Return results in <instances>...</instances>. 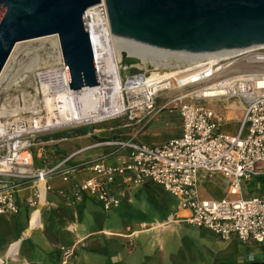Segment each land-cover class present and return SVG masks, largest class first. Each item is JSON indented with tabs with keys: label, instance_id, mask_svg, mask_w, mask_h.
I'll return each mask as SVG.
<instances>
[{
	"label": "built area",
	"instance_id": "1",
	"mask_svg": "<svg viewBox=\"0 0 264 264\" xmlns=\"http://www.w3.org/2000/svg\"><path fill=\"white\" fill-rule=\"evenodd\" d=\"M100 1L84 12L87 27L98 26L99 21L108 27L103 0ZM88 33L99 78V85L91 89L100 91L102 102L113 99L115 107L102 118L73 126L119 120L125 122L122 124L125 128L133 125L144 128L173 105L179 111L181 134L154 146L137 142L133 137L108 142L105 145L114 146L115 152H120L116 161L98 159L86 163L92 176L77 181L74 167L68 164L72 156L50 167L34 166L31 153L34 137L49 131L37 125L38 116L44 117L46 112L41 104L42 95L36 89L40 88V81L35 73L31 74L32 82L28 78L8 86L10 80H2L0 216L20 212L17 195L23 188L28 191L26 206L36 209L41 202V188L45 199L54 175L70 186V192L58 191L66 202L80 201L88 195L109 211L120 205L122 193L115 192L113 186L117 177H123V183L129 187L148 182L163 187L177 202V209L183 211L184 221L192 227L203 229L222 241L234 238L242 245L264 244V195L244 194V183L264 176V46L238 49L222 57H206L188 71L175 58L171 62L177 65L171 69L151 67L123 74L126 54L121 52L119 59L114 60L110 55L113 47L106 48L111 42L108 43L109 35L99 32L93 40ZM107 58L114 61L113 71L106 72ZM169 93L176 96L171 98ZM162 96L167 97L159 102ZM229 100L236 103L227 105ZM220 102L224 103V110L234 111L227 120L208 105ZM225 121H237L235 133L221 130ZM200 173L208 178L214 175L223 178L227 185L224 198L199 197ZM63 252L65 258L72 254ZM254 258L250 255L248 261L254 262ZM0 264L4 262L0 260Z\"/></svg>",
	"mask_w": 264,
	"mask_h": 264
},
{
	"label": "crops",
	"instance_id": "2",
	"mask_svg": "<svg viewBox=\"0 0 264 264\" xmlns=\"http://www.w3.org/2000/svg\"><path fill=\"white\" fill-rule=\"evenodd\" d=\"M235 103L228 101L226 104L231 106ZM213 108L222 114L226 120L234 112L233 110H224L223 106L222 108ZM157 122L159 125L157 123L152 124L142 134L139 133L143 127L133 125L125 128L120 122H115L113 125L108 122L51 129L34 137L32 148L35 147L34 149L31 148L34 166L50 167L62 162L66 157L72 156L68 164L75 169L73 173L75 179L82 181L92 176V173L85 167L86 163L98 159H104L109 163L116 161V156L120 152H115L114 146L105 145L108 142L133 137L137 142L143 143L141 140H146L148 142L146 144L154 146L161 145L167 138L172 139L180 136L182 123L177 114L170 117L165 116ZM237 128V121H225L221 130L235 133ZM82 148L86 149L82 153L76 154ZM49 184L51 191L46 194L44 201L36 206L37 209L26 206L25 198L28 191L23 188L17 195V205L20 207V212L17 215L0 216V260L4 264H134L138 259L142 260V258L149 257L153 260L149 264L156 262L159 264L160 259H162L161 256H164L165 253L163 249L162 252L160 251L162 234L177 235V233H182L180 229L183 226L197 228L184 221L182 218L184 213L177 209L176 202L173 213H167L165 220H162L164 222L175 217L173 222L164 223V225H161L162 222L158 220L150 223L140 222L133 226H127L126 231L122 234L116 233L115 236H108L104 234L105 229L100 231L89 230L81 221L80 216L89 212L91 204L100 205L96 200L84 195L80 201L66 202L58 194V191L63 189L70 192V186L63 184L59 175H54ZM152 184L148 182L142 186L129 187L123 183V177H117L113 190L115 192L120 191L122 199L127 190L134 187L147 190L151 189ZM218 189H222V192ZM198 191L201 199L220 200L226 195L227 185L220 175L208 178L205 173H200ZM218 192L221 194L217 198ZM166 193L170 201L171 199L174 200L168 192ZM34 210L36 211L32 213ZM169 214H171L170 217H168ZM33 221L37 222L35 228H33ZM199 230L208 233L203 229ZM100 234L103 237H96ZM210 235L220 242L232 241L239 247L243 246L234 238L222 241L215 235ZM16 243H19V246L15 248L16 251L9 254L10 249ZM244 245L264 253V244L247 243ZM64 250L71 251L72 254L65 258ZM250 255L254 256L253 253L246 254L234 259L233 262L237 261L235 264L249 263L248 256Z\"/></svg>",
	"mask_w": 264,
	"mask_h": 264
},
{
	"label": "water",
	"instance_id": "3",
	"mask_svg": "<svg viewBox=\"0 0 264 264\" xmlns=\"http://www.w3.org/2000/svg\"><path fill=\"white\" fill-rule=\"evenodd\" d=\"M100 3L0 0V73L15 43L56 35L69 89L99 85L84 12ZM103 4L112 35L172 54L264 46V0H103ZM127 60L139 62L129 56Z\"/></svg>",
	"mask_w": 264,
	"mask_h": 264
},
{
	"label": "rangeland",
	"instance_id": "4",
	"mask_svg": "<svg viewBox=\"0 0 264 264\" xmlns=\"http://www.w3.org/2000/svg\"><path fill=\"white\" fill-rule=\"evenodd\" d=\"M23 46L24 48H26V50H22L21 53H26L28 51H30L31 53L34 49H39L38 53L44 60L47 59V55H51L52 59L57 56V51L55 56V49L51 46L49 39L34 40L28 43H24ZM17 55L18 57H16V59L9 62L10 65L8 68L11 69V67H13L10 77L14 73H16V71L20 69V67L23 66L24 63L27 62H24L22 54L20 55L19 53H17ZM127 57L128 56H126L125 58V56L123 55L124 66L126 67L123 71V74L135 73L146 68L150 69L151 67H155L150 62L142 64L140 61L138 63L129 62L128 60L125 61ZM15 60H22V63H20L21 65L17 64ZM51 63L52 62H50V64ZM170 64L173 67L177 65V63L174 62H171ZM46 70V67L42 69V71ZM32 78L33 76H30V82L33 81ZM168 96L174 98L176 94L169 93ZM165 97L162 96L159 99V102ZM231 101L233 100H229V102ZM223 104L224 103L220 102L211 103L208 105L215 108H222ZM169 108L172 109L164 110L159 117L152 120L149 125L141 130L139 134L145 133L147 128H149V126L154 123H157V125H159L157 121L165 116L170 117L173 114H177L178 117H180L177 107L175 109V107H173L172 105V107L170 106ZM115 122H119V120L113 121L109 124L113 125L115 124ZM123 123L125 122H120V124ZM137 139L140 141L139 138ZM169 139L170 138H167V140ZM141 142L148 143L146 140H141ZM34 147L32 149H34ZM252 185L253 184H249L248 182L244 183L245 195H264V188H262V186L255 185V187H253ZM218 191L222 192V189H218ZM220 192L217 193V198L220 196ZM174 205H176V202L172 199L170 201L169 196L163 188L152 184L151 189L147 190H145L144 188L135 187L131 190H127L124 198H122L120 201V206L110 211H105L101 205L91 204L89 212H86V215L82 214L80 216L82 219H80L84 226L89 230L100 231L101 229H105V235L115 236L116 233L122 234V232H125L127 226H133L134 224H139L140 222L150 223L155 220L162 222V220H165V216L167 215V213H173L172 211H174ZM170 215L171 214H169L168 217H170ZM171 219L172 220L167 219V221H164L160 224L164 225V223H171L173 222L175 217ZM30 225H32L31 222ZM181 231L182 233H177V235H165V233L162 234V248L160 251L162 252L163 249L165 253L164 256H161L162 259H160L159 264H235L237 261L233 262L234 259L239 258L240 256L243 257L246 254L250 253L254 254L255 262L264 260V253L261 251H256L255 248L247 247L245 245L239 247L235 244V242L232 241H228L227 243L220 242L209 233H205L197 228L194 229L183 226V228L180 229V232ZM96 237L100 238L103 236L102 234H100ZM107 249L109 250V248ZM108 253L110 252L108 251ZM152 262L153 260L149 257L142 258V260L138 259V261L134 264H149ZM154 264L158 263L156 262Z\"/></svg>",
	"mask_w": 264,
	"mask_h": 264
},
{
	"label": "bare ground",
	"instance_id": "5",
	"mask_svg": "<svg viewBox=\"0 0 264 264\" xmlns=\"http://www.w3.org/2000/svg\"><path fill=\"white\" fill-rule=\"evenodd\" d=\"M1 12V7H0ZM87 30L91 34V39L94 40L96 38V33L99 32L106 35H109L108 38V46L106 48L113 47L111 50L112 57L114 60H118L120 57V53L124 52L126 56L135 58L139 60L142 64L146 62H150L156 68H168L171 69L173 66L170 64L171 59H178L181 62V68L184 70H191L198 66V64L206 57H222L226 54L232 52H238L236 50H225L222 52L215 53H206V54H178V53H169L161 49H153L149 48L145 45L138 44L129 39H123L116 37L109 32L107 24L103 21H99L98 26H89ZM47 40L49 39L51 46L54 47L55 51H57V56L52 59L51 56H48L46 60L42 59L39 55V49H34L31 53L22 52V50H26L24 48V43H28L34 40ZM27 47V46H26ZM13 51L8 58L6 65L4 66L2 72L0 73V82L9 81L8 86L16 85L19 82H25L28 80V76H31L32 73H35L34 76H37V79L40 81V88H36L38 93L42 95V108L46 112L45 117L38 116L37 125L43 130L50 129H63L65 127L73 126L76 124H81L82 121L88 119H97L102 118L104 115L112 113L114 111V100H110L107 102H102V94L100 91L91 89V88H81L79 91H72L69 89L68 80L66 78L65 66L62 60L61 48L59 47L58 38L56 35L46 36L45 38H35L29 41H21L15 43L13 47ZM43 48V47H42ZM96 48H103L97 47ZM17 53L24 58L23 66L20 67L11 76L13 67L9 69V62L13 61L18 57ZM51 58V60H50ZM17 64L22 63V60L17 61ZM14 61V62H15ZM50 62L54 64H50ZM106 72H110L114 70V61H110L109 58L105 60ZM21 65V64H20ZM57 65V67H55ZM46 67L47 71L39 72L38 70L44 69ZM37 71V72H35ZM104 105L102 106V104ZM37 104V103H36ZM38 105V104H37ZM39 112V111H38ZM37 112V113H38ZM41 202L44 199V190L41 188ZM40 202V203H41ZM37 209V208H36ZM34 210L32 213H34ZM33 215V214H32ZM172 220L171 218H169ZM167 221V220H166ZM33 228L37 226V222L33 221ZM168 224V223H166ZM19 246V243L13 245L10 249V253H14Z\"/></svg>",
	"mask_w": 264,
	"mask_h": 264
},
{
	"label": "trees",
	"instance_id": "6",
	"mask_svg": "<svg viewBox=\"0 0 264 264\" xmlns=\"http://www.w3.org/2000/svg\"><path fill=\"white\" fill-rule=\"evenodd\" d=\"M249 184H253V187H255V185H260L264 188V176H258V178L253 179Z\"/></svg>",
	"mask_w": 264,
	"mask_h": 264
}]
</instances>
